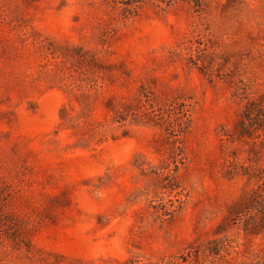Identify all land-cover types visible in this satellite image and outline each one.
Masks as SVG:
<instances>
[{
	"label": "rangeland",
	"instance_id": "374dc122",
	"mask_svg": "<svg viewBox=\"0 0 264 264\" xmlns=\"http://www.w3.org/2000/svg\"><path fill=\"white\" fill-rule=\"evenodd\" d=\"M261 96L264 0H0V264H264Z\"/></svg>",
	"mask_w": 264,
	"mask_h": 264
},
{
	"label": "trees",
	"instance_id": "16d2710c",
	"mask_svg": "<svg viewBox=\"0 0 264 264\" xmlns=\"http://www.w3.org/2000/svg\"><path fill=\"white\" fill-rule=\"evenodd\" d=\"M233 138H242L251 145V150L258 156V153L264 149V96H261L257 99L250 100L243 112L242 116L237 124ZM247 173L249 171L245 170ZM252 174V173H250ZM256 177L264 180L263 173L261 175L255 174ZM169 183L175 181V178L170 174ZM171 188L176 191L174 199H171L170 204L165 201H160L156 209L162 210V216H172L178 209L181 207V194L180 186L175 183L170 184ZM259 195L255 194L252 196L251 202L246 204L240 212H245L251 208H257L258 210L263 209V205L260 202ZM251 225H256L254 222Z\"/></svg>",
	"mask_w": 264,
	"mask_h": 264
}]
</instances>
